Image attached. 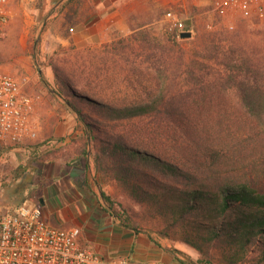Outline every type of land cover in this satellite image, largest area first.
<instances>
[{"label": "rangeland", "instance_id": "rangeland-1", "mask_svg": "<svg viewBox=\"0 0 264 264\" xmlns=\"http://www.w3.org/2000/svg\"><path fill=\"white\" fill-rule=\"evenodd\" d=\"M56 2L15 0L7 23L0 27V70L9 72L28 94L39 95L49 108L43 116L33 114L38 128L34 140L14 146L0 144V204H19L22 196L39 204L43 198L46 204L42 208L49 224L65 230L79 225L83 240L102 252L130 253L154 261L163 257L167 264H180L177 256L197 259L200 253L183 242L173 229L169 230L157 214L146 212L116 180L96 170L94 145L98 138L88 142L85 132L82 137H74V132L68 133L65 126L60 137L71 142L83 140L82 156H68L60 151L63 147L42 146L48 140L59 139L51 129L61 121V126L65 124L67 111L75 116L77 125L83 129L86 126L66 101H76L73 93L122 107L150 100L166 89L167 99L173 104L164 110L163 119L147 116L115 120L107 113L97 115L88 108H82V113L96 129L125 135L142 149L191 166L196 156L188 134L198 131L205 138L207 130L221 132L228 128L235 135L244 130L240 121L227 120L224 109L219 108V116H215V109L207 111V63L211 62H207V51L197 46L198 37L225 27H239L240 23L248 30L258 31L264 27V21L240 16L221 18L210 3L196 4L192 0L151 4L145 19L132 21L131 32H114L107 43L78 51L61 42L72 27L65 21L69 10ZM170 12L190 28V37L181 38L170 29ZM261 36L245 38L251 46H263ZM173 112L177 115L171 120L167 114ZM169 128L174 134L167 136L165 131ZM94 135L107 139L97 130ZM254 144L264 147V142L255 140ZM78 146L73 152H77ZM233 163L225 158L218 170L227 177L242 176L240 170L245 162L238 166ZM249 166V171L261 172L264 179V160L249 162ZM102 191L112 197L118 209L132 217L137 230L122 225L109 212ZM166 231L168 234L164 235ZM253 250L239 264H264L258 256L261 250ZM211 252L216 264H227L218 247H212Z\"/></svg>", "mask_w": 264, "mask_h": 264}, {"label": "trees", "instance_id": "trees-1", "mask_svg": "<svg viewBox=\"0 0 264 264\" xmlns=\"http://www.w3.org/2000/svg\"><path fill=\"white\" fill-rule=\"evenodd\" d=\"M85 2L65 1L64 6L69 10L65 21L70 28L86 15L80 12ZM261 20L264 21V16ZM240 24L239 27H225L201 34L197 46L203 52L207 51V62H211L207 63V111L215 109V116H219V108L224 109L227 120L240 121L244 130L238 135L228 128L221 132L207 130L205 138L198 131L188 134L190 148L196 156L191 166L142 149L139 143L130 141L125 135L96 129L82 113V108H88L97 115L107 113L115 120L147 116L163 119L164 110H169L173 104L171 99H167L166 89L150 100L122 107L110 106L76 93H73L76 101L66 99L79 120L85 123L87 141L98 138L94 145L96 170L116 180L146 212L157 214L169 230L173 229L183 242L200 253L197 259L177 256L180 264H216L212 247L222 251V261L227 264L245 261L254 248L261 250L258 256L264 261V179L261 172L249 171L250 166L247 168L249 162L264 160V147L254 144L255 140L264 142V27L256 31ZM187 32L192 34L186 25L180 37L188 38L181 36ZM249 35H262L263 46L248 44L245 37ZM187 106L188 102L185 103ZM176 115L173 112L167 117L172 120ZM96 130L107 139L96 137ZM171 133L174 134L170 128L165 131L167 136ZM225 158L231 159L235 166L245 162L240 170L243 175L224 176L218 169ZM102 196L109 212L119 218L122 225L137 230L132 217L118 209L112 197L104 191ZM26 199L28 197L22 196L18 203ZM19 204L1 205L13 209ZM100 252L107 256L116 255ZM127 255L137 258L130 253Z\"/></svg>", "mask_w": 264, "mask_h": 264}, {"label": "built area", "instance_id": "built-area-1", "mask_svg": "<svg viewBox=\"0 0 264 264\" xmlns=\"http://www.w3.org/2000/svg\"><path fill=\"white\" fill-rule=\"evenodd\" d=\"M15 0H0V27L9 19ZM221 18L240 16L250 20L264 16V0H211ZM170 29L177 35L185 23L175 13L168 15ZM39 95L24 91L9 72L0 70V144L14 146L34 140L38 128L33 114ZM0 264H159L128 255H104L83 240L82 228L68 230L49 224L43 208L26 200L13 209L0 204Z\"/></svg>", "mask_w": 264, "mask_h": 264}, {"label": "crops", "instance_id": "crops-1", "mask_svg": "<svg viewBox=\"0 0 264 264\" xmlns=\"http://www.w3.org/2000/svg\"><path fill=\"white\" fill-rule=\"evenodd\" d=\"M66 0H57L56 3L64 6ZM173 2L179 0H86L83 5V9L80 11L86 14L83 20L77 23L71 28V33L64 37L61 41L63 45L73 46L78 51H85L99 47L108 41H110L114 32L129 33L132 31L131 23L134 19L142 20L146 18V13L149 12V5L158 4L162 5L165 2ZM196 4H209L211 0H192ZM58 5V6H59ZM64 10H68L65 7ZM49 108L40 99L36 105L34 114L43 116L45 110ZM65 124L61 126L63 121L60 122L59 126L54 127L51 131H54V135L59 139L53 141L48 140L42 148H64L60 151L67 152V155L71 157L82 156L80 149H85L84 141L77 139L71 142L69 138H61L62 131L65 130L70 133L74 132L75 136H84V129L77 125V119L75 116L72 117L69 111L65 112ZM43 126L44 118L40 121ZM45 125V123H44ZM79 126V127H77ZM78 134V135H77ZM75 145L78 146L77 152H73ZM45 203V202H44ZM41 203V206L45 205ZM143 255V254H140ZM156 261H161L167 264L163 257L154 258ZM175 264V263H172Z\"/></svg>", "mask_w": 264, "mask_h": 264}, {"label": "water", "instance_id": "water-1", "mask_svg": "<svg viewBox=\"0 0 264 264\" xmlns=\"http://www.w3.org/2000/svg\"><path fill=\"white\" fill-rule=\"evenodd\" d=\"M181 36H186V37H190L191 36V33L190 32H187V33H182ZM41 203H44V199L41 198Z\"/></svg>", "mask_w": 264, "mask_h": 264}]
</instances>
